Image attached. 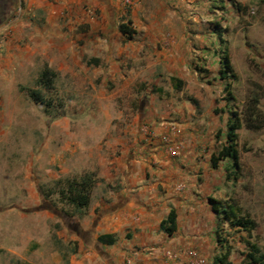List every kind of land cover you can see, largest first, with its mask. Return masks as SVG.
Here are the masks:
<instances>
[{
  "label": "crops",
  "instance_id": "obj_1",
  "mask_svg": "<svg viewBox=\"0 0 264 264\" xmlns=\"http://www.w3.org/2000/svg\"><path fill=\"white\" fill-rule=\"evenodd\" d=\"M17 1L0 0V24L11 18L0 48L1 108L11 68L30 59L98 61L94 76L101 73L103 84L122 78L119 87L138 97L131 118L120 114L122 123L106 135H75L81 142L64 153H77L74 168L97 178L88 203L65 202L57 191L39 196L38 214L48 222L43 234L52 240L29 237L0 264H226L214 262L223 239L233 264V243L243 231L221 214L229 159L213 167L210 157L230 118L225 75L218 73L223 29L234 24L238 7L256 0H20L16 14ZM120 23L133 32H121ZM77 29L85 31L69 37ZM80 69L68 72L73 77ZM1 111L4 122L9 115ZM167 140L180 142L179 155L164 149ZM170 211L174 230L167 233L160 223Z\"/></svg>",
  "mask_w": 264,
  "mask_h": 264
},
{
  "label": "rangeland",
  "instance_id": "obj_2",
  "mask_svg": "<svg viewBox=\"0 0 264 264\" xmlns=\"http://www.w3.org/2000/svg\"><path fill=\"white\" fill-rule=\"evenodd\" d=\"M263 5L264 0H256L236 9L239 16L234 24H225L223 32L228 33V38L220 43L221 57L227 60L228 67L217 66L218 73L225 75L221 93L228 100V116L236 113L241 123L235 142L239 165L233 169L230 162L226 164L230 186L225 201L233 205L238 216L255 223L249 233L243 231L236 235L230 257L233 264H253L248 259V253L253 251L248 243L254 245L259 254H264V125L260 129L244 125L250 107L255 106L264 115ZM84 31L77 29L67 34L74 38L76 33ZM48 63L54 73L50 88L37 82ZM97 63L69 59L60 65L56 59H30L11 68L13 80L4 83L7 107H0L1 115H9L6 121L0 122V263L7 259L9 249L29 237L33 242L41 236L52 240L46 237L47 232L43 234L48 222L38 214L41 212L37 211L39 196L58 192L86 174L91 178L89 193L95 186L94 175L79 173L74 168L78 154H64L66 149L77 147L81 142L75 135H106L111 125L122 123L120 114L125 119L131 118L136 109L138 96L126 87H119L122 78L118 83L107 80L103 84L101 73L93 75L92 68L98 67ZM195 66L199 71L207 69ZM80 67L82 70L77 76L69 74L71 68ZM137 87L141 92L145 84L140 82ZM32 90L38 91L50 105L32 100ZM51 195L57 197L58 194ZM24 197L31 202L26 203ZM23 207L29 211H24Z\"/></svg>",
  "mask_w": 264,
  "mask_h": 264
},
{
  "label": "trees",
  "instance_id": "obj_3",
  "mask_svg": "<svg viewBox=\"0 0 264 264\" xmlns=\"http://www.w3.org/2000/svg\"><path fill=\"white\" fill-rule=\"evenodd\" d=\"M119 29L121 32L127 35H130L133 32L128 26L123 23L119 24ZM221 62L225 68L228 67V62L224 57H222ZM226 72L229 71L227 70ZM53 77L54 73L49 68H44L40 72L37 82L47 88H50L52 86L51 84ZM30 97L35 102H39L46 106L50 105V101L45 100L36 90L31 91ZM254 107L252 106L249 108V112L245 117L246 119L244 121V125L246 128L249 129H260L264 125V115L261 114V112L255 109ZM253 118L258 119H256L255 121L252 120ZM240 124L241 123L238 117L236 116V113H232L226 125L227 129L224 135V140L218 146L216 153H213L210 157L211 165L213 167H216L219 160L221 159H229V162L231 163V165H233V169L238 167L239 164L237 161L238 157L235 142L237 139L236 130L239 128ZM217 136H219V133ZM89 173H91L93 177V173ZM90 185V174H86L83 177L81 176L80 179H74L70 181L65 188L58 189L60 199L65 202L75 204L77 206H85L89 200ZM232 206L233 205L228 202L225 204V206L221 210L222 219L227 221L230 227L237 228L241 231L249 233L255 226L254 221L248 218H242L238 216ZM160 228L167 233H171L174 230V214L172 211H170L166 219L160 223ZM98 240L106 242L112 241L109 235H100L98 237ZM220 242L222 243L223 248L222 253L215 257L214 262H227L226 264H231L229 261H227L229 255V247L224 244V239L220 240ZM248 244L249 247L253 249L252 252L248 253V259H250L253 264H264V254H259L257 248L254 245H252L251 243Z\"/></svg>",
  "mask_w": 264,
  "mask_h": 264
},
{
  "label": "built area",
  "instance_id": "obj_4",
  "mask_svg": "<svg viewBox=\"0 0 264 264\" xmlns=\"http://www.w3.org/2000/svg\"><path fill=\"white\" fill-rule=\"evenodd\" d=\"M80 2H84V0H79ZM124 4H128L129 0H123ZM23 11V6L20 0L16 2L15 13L19 14ZM11 18H7L2 24H0V48L2 46L3 41L5 40V36L7 31L10 28ZM164 149L171 155L177 156L180 153L181 144L179 141L167 140L164 144ZM179 186V185H178Z\"/></svg>",
  "mask_w": 264,
  "mask_h": 264
}]
</instances>
